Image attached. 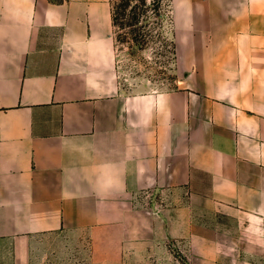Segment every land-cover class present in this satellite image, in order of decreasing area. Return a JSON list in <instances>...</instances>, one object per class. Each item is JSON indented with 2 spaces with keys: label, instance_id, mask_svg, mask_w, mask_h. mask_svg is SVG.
Returning <instances> with one entry per match:
<instances>
[{
  "label": "crops",
  "instance_id": "0c3cea01",
  "mask_svg": "<svg viewBox=\"0 0 264 264\" xmlns=\"http://www.w3.org/2000/svg\"><path fill=\"white\" fill-rule=\"evenodd\" d=\"M167 1L181 85L125 93L112 0H0V240L16 264L64 230L158 242L166 219L138 201L152 191L264 224V0Z\"/></svg>",
  "mask_w": 264,
  "mask_h": 264
},
{
  "label": "rangeland",
  "instance_id": "374dc122",
  "mask_svg": "<svg viewBox=\"0 0 264 264\" xmlns=\"http://www.w3.org/2000/svg\"><path fill=\"white\" fill-rule=\"evenodd\" d=\"M120 2L114 0L115 6ZM147 5L149 10L138 24L143 26L142 32L153 34L147 45L131 49L127 42L117 44V72L125 93L171 90L181 85L168 1L162 0L161 19L152 10L153 0H147ZM117 31L125 33L129 28ZM138 201L166 219L165 228L157 227L158 242L120 244L113 228L64 230L32 238L24 264H264L263 223L197 206L186 193L152 191L140 195ZM0 264H16L9 241L0 240Z\"/></svg>",
  "mask_w": 264,
  "mask_h": 264
},
{
  "label": "trees",
  "instance_id": "16d2710c",
  "mask_svg": "<svg viewBox=\"0 0 264 264\" xmlns=\"http://www.w3.org/2000/svg\"><path fill=\"white\" fill-rule=\"evenodd\" d=\"M162 0H153L152 10L156 13L158 19H161ZM149 6L147 0H121L120 4L115 6L114 0H112V17L113 25L116 29V42L117 44L127 42L130 48L134 47L142 48L147 45L152 37V33H144L143 26L139 27L140 19L148 12ZM162 28V24L157 23L156 26ZM129 28L128 32L119 33L117 29L124 30ZM158 39H160L161 33H156Z\"/></svg>",
  "mask_w": 264,
  "mask_h": 264
}]
</instances>
